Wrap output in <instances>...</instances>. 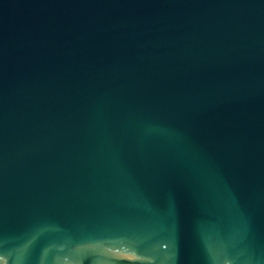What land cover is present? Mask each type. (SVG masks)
<instances>
[{"label": "water", "instance_id": "obj_1", "mask_svg": "<svg viewBox=\"0 0 264 264\" xmlns=\"http://www.w3.org/2000/svg\"><path fill=\"white\" fill-rule=\"evenodd\" d=\"M0 264H264V0H0Z\"/></svg>", "mask_w": 264, "mask_h": 264}]
</instances>
